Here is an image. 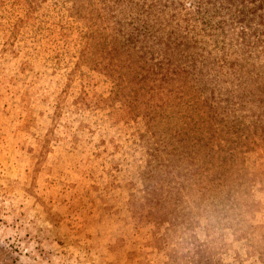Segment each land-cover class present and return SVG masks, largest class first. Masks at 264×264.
Returning a JSON list of instances; mask_svg holds the SVG:
<instances>
[{"label": "rangeland", "instance_id": "rangeland-1", "mask_svg": "<svg viewBox=\"0 0 264 264\" xmlns=\"http://www.w3.org/2000/svg\"><path fill=\"white\" fill-rule=\"evenodd\" d=\"M134 2L0 0V264H264L263 11Z\"/></svg>", "mask_w": 264, "mask_h": 264}, {"label": "trees", "instance_id": "trees-1", "mask_svg": "<svg viewBox=\"0 0 264 264\" xmlns=\"http://www.w3.org/2000/svg\"><path fill=\"white\" fill-rule=\"evenodd\" d=\"M100 4L104 3L109 9H111L112 11L116 8L119 9H128L133 10V8L135 6H138L139 8H134V15H132L129 19V21L127 22V24L130 22V26H132L135 22L137 23H142L145 24L146 22V18L149 16V13L146 12V10H144L142 5H139L137 2H134V0H97ZM258 1V5L257 6H252L251 8V13L252 15L256 16V12L257 10H261L263 11V15H257V18L259 20H261L264 24V2L257 0ZM126 24V25H127ZM123 26V25H120ZM127 27V26H126ZM126 31V28H122L121 32ZM131 38H135L134 36H132Z\"/></svg>", "mask_w": 264, "mask_h": 264}]
</instances>
